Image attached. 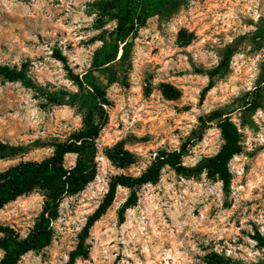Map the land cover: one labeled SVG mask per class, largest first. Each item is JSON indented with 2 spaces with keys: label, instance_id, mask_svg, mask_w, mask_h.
Returning <instances> with one entry per match:
<instances>
[{
  "label": "rangeland",
  "instance_id": "obj_1",
  "mask_svg": "<svg viewBox=\"0 0 264 264\" xmlns=\"http://www.w3.org/2000/svg\"><path fill=\"white\" fill-rule=\"evenodd\" d=\"M96 1L0 0V65L24 69L49 91L77 92L53 53L61 50L76 74L89 70L102 46L95 41L102 31L94 26ZM228 48L235 50L229 71L201 101L209 78L197 69L217 67ZM119 71L120 80L107 89L111 104L97 141V178L63 200L52 243L26 254L19 264H71L79 233L107 193L110 178L139 176L159 150H178L195 139L199 118L215 110L229 115L241 134L243 152L230 162V193L205 174L185 178L166 168L158 184L138 191V204L126 211L121 224L119 210L130 190L119 188L110 210L91 229L88 258L73 264H211L212 253L243 264L264 260V249L253 240L256 232L264 235V0H187L173 15L147 22L133 40L130 63ZM164 84L181 97L166 99ZM257 88L261 107L251 112L247 104ZM83 115L78 107L46 104L33 89L0 77V141L29 147L27 153L1 160L0 171L51 156L54 143L83 129ZM222 144L213 122L184 164L195 166ZM117 145L138 162L125 169L113 165L106 151ZM76 160L77 155H67L65 165L73 167ZM43 205L41 190L22 196L0 210V225L26 237Z\"/></svg>",
  "mask_w": 264,
  "mask_h": 264
},
{
  "label": "trees",
  "instance_id": "obj_2",
  "mask_svg": "<svg viewBox=\"0 0 264 264\" xmlns=\"http://www.w3.org/2000/svg\"><path fill=\"white\" fill-rule=\"evenodd\" d=\"M186 2L187 0H98L94 2L92 4V12L96 14L94 26L97 30H102L95 41L101 42L102 46L95 51L89 70L83 75L76 74L70 68L68 58L61 50L55 49L53 53V57L64 65L69 79L77 86V92L49 91L35 84L24 69L18 70L16 67L0 65V77L3 81L22 83L25 87L39 93L46 104L78 107L84 113L83 129L72 133L65 142L54 143L51 156L41 161H22L0 171V210L36 190H41L44 196L43 209L26 237H22L11 226L0 225V251L3 252L0 264H19L26 254L39 253L52 243L53 223L60 216L63 200L83 192L97 178V141L107 123L105 107L111 104L107 89L120 80V67L130 63L133 40L151 18L158 15L171 16ZM113 22L116 26L112 30L105 29ZM182 36H185L184 33H181ZM234 52L233 48H228L219 65L213 69H197L198 74L209 78L208 85L201 93V101H204L206 95L215 87V80L229 71ZM100 74L104 75V79ZM162 90L164 97L168 100H178L181 97V92L171 85H162ZM262 98L263 95L257 88L252 101L247 104V109L255 112L261 107ZM199 122L201 131L195 139L187 140L178 150H159L151 164L139 176L118 174L110 178L107 193L97 209L89 215L79 233L78 244L70 254L71 264L78 259L88 258L87 240L91 229L110 210L119 188L130 190L129 197L119 210L121 224L125 222L126 211L138 204V191L146 185L158 184L166 168L185 178H197L205 174L210 181L221 182L223 191L226 194L230 193L233 180L230 162L243 152L239 128L229 115H225L220 110L200 117ZM213 122H216L223 140L220 150L212 156L203 158L195 166H186L184 158L189 156L196 142L202 140L205 130ZM28 150L27 146L11 145L0 141V161L15 158L27 153ZM70 154L77 155L73 167L65 165V158ZM106 155L113 165L121 169L129 168L138 162L137 156L124 150L121 145L107 150ZM253 240L259 248L264 249V235L256 232ZM208 259L211 264H243L236 263L231 258L218 253L208 255ZM250 264H264V260Z\"/></svg>",
  "mask_w": 264,
  "mask_h": 264
}]
</instances>
